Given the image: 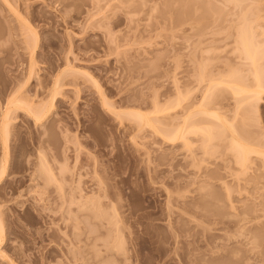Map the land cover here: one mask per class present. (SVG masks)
<instances>
[{
  "label": "rangeland",
  "instance_id": "1",
  "mask_svg": "<svg viewBox=\"0 0 264 264\" xmlns=\"http://www.w3.org/2000/svg\"><path fill=\"white\" fill-rule=\"evenodd\" d=\"M10 1L14 11L0 0V112L27 79L31 61L36 75L23 94L36 103L50 97L56 76L72 72L64 75L46 122L39 125L19 113L12 125L9 165L0 184L2 248L10 261L0 257V264H264V161L254 157L253 167L241 173L223 147L211 158L196 147L200 155L193 157L202 158L200 165L182 143L172 145L151 128L139 133L132 120L112 112L149 113L156 101L166 105L175 80L183 91L193 89L202 56L216 62L215 72L235 66V28L217 22L231 17L232 5L214 3V16H204L206 0L191 6L193 17L195 8L199 17L204 13L197 21L207 19L205 39L180 16L183 0ZM252 6L257 10L250 18L260 17L257 30L264 32V0ZM20 20L39 37L34 56L35 34L10 33ZM262 97L253 117L256 136L264 133ZM1 153L0 144V164ZM42 162L56 181L48 180ZM101 180L106 190H99ZM112 203L118 227L112 226ZM99 205L108 209L106 216L99 215Z\"/></svg>",
  "mask_w": 264,
  "mask_h": 264
},
{
  "label": "bare ground",
  "instance_id": "2",
  "mask_svg": "<svg viewBox=\"0 0 264 264\" xmlns=\"http://www.w3.org/2000/svg\"><path fill=\"white\" fill-rule=\"evenodd\" d=\"M4 1L10 7L9 9L14 11L12 9L11 1L10 0H4ZM183 1H182V4L184 3L183 6L180 5L182 7V9H181V7L180 8L178 7L179 9L182 10L181 11L182 14H180V16L182 15L181 17L184 16L186 18V21L187 20L190 21V22H188V25L190 24L189 26H191V28H189V29H191L192 31L195 30L200 38L204 37L205 39H207L205 37V35L208 31L206 32L205 31L206 29H204L205 28L204 24L207 25V21H206L207 19L204 18L206 23H204V21H202V20L197 21L198 18H195L196 15L198 16V14H196L197 13L196 8L194 10L195 11L194 17L192 15V13L194 14V12H193V10L191 11V9H192L191 6H194V4L198 5V2L201 3V0H199L197 2L196 1L194 2V0H183ZM206 1H207V4H205V2L202 0V3L204 2V4H205L204 6L206 7L205 14L202 13V14H204V16L208 15L210 13V11L213 12V13L211 12L212 14L210 13V16L214 14V11H216V9H218L216 2H220V4L221 3L224 4L223 7H226V8L228 6H231V5L233 7V9H232L233 11H232V14H230L231 15L230 18L225 17V19L223 20L222 19V18H224V16H223L219 20L217 19L218 20L217 22L221 21L220 23L222 24L224 21H226V22H228L229 26L231 24L235 28L234 33L232 34L233 36H231L229 34L231 37H233V40L231 42V44L233 46V47H231V49L233 48V53L230 50L231 51L230 55L236 56L237 64L235 66H232L229 70H228V68H226L227 70L222 69L223 71L220 69V71L218 72V70H217L216 71L217 73H216L215 72L216 68L213 64L216 62L211 63V61L208 59V57L206 59H204L205 56H202V55H205V54H202L201 55L202 60L199 59L201 62L199 63V66H197L196 77H195V74L193 75L195 77L194 79L196 82V86L195 87L193 86V89L191 88L190 90L187 89L186 91H183V89H181V86L179 87V85H176L178 82H177V80H175L174 82L175 83L177 82V83L176 84L174 83V89H173L172 93L175 90H176V92H175V94L171 93V95H173V97H170L171 99L169 98L170 100L167 101L168 103H165L166 105H160V104L158 105V104H156L157 103V101H156V103H155L156 107L154 106L155 110L152 112L150 111L149 113H143L139 110L138 111H136V110L135 111L134 110H127V111L123 110L122 112L113 110L112 112L116 113L119 116H121V114H122L125 117L132 120L135 123V125L137 126L136 127L134 125V127H136L137 130L139 129L141 132H142V129L144 130L145 128H151L152 131L155 132V134L161 135L165 139V141L167 140L172 145H175L177 143H179V144L182 143L186 147V148L185 147H183V148L187 149V151H188V149L189 150L191 149V151H189V152L191 153V156L193 159H194V157L195 158L199 157L198 154L200 155V153L196 154V151H194V150H197L196 147L201 149L202 156L204 158H206L207 156H209L210 158L214 157L216 155V153L218 152V150L220 151L221 147H223L224 152L221 149V153L222 152L225 153L228 150V152L231 154V156L229 155L230 157H228V159L229 158L233 159V160L231 159L232 161L230 160L231 162H233L235 164L233 166H237L239 169V170L238 169L237 170L239 172L242 173V171H243L244 173H246L250 169L252 163L255 162L254 157L255 158L260 157L259 160L262 159L264 161V137H263L264 133H262L263 136L262 135L260 136V133H259L260 131H259L257 134L259 136H256V133L253 131L254 127L256 126V124L254 123L256 121H253V120H255L253 117L256 116V114L258 113V106H259L260 101H262L261 99L263 98L262 96L264 93V39L263 38H262L263 40L261 39V36L264 34V32L261 31L262 34L259 32L261 30V26H262V25H260V23H258L259 22L258 18H260V17L257 16L256 18L252 19V17H253L252 16L250 18L251 14H252V10H254L253 14H255L256 10H257L256 7L253 9V6H252V4L255 3V0H206ZM167 2H168V3H166L167 5L169 3L171 5V3H172L171 1L170 2L167 1ZM179 3H181L180 0H179ZM214 3H216V4H214ZM201 4H199V6ZM167 5H166V7H167ZM172 6H173V4H172ZM175 6H176V4L174 3L173 8H175ZM167 8H166V10H167ZM170 8H171V6H170ZM173 8H171V9H173ZM176 9H177V7H176ZM202 9H204V8H202ZM197 10H200V12L198 11L199 15H200L201 14L200 7ZM172 11H174V10H172ZM224 11H225V9L223 8V11L221 9L218 12L224 13ZM203 12H204V10H203ZM178 13H177V15H179ZM223 13L221 15H223ZM202 14L200 15V17L199 16L198 17L203 18ZM177 15H175V16H177ZM221 15L219 16V14H218L219 17H221ZM255 16H256V14H255ZM184 17H183V19H184ZM194 18L197 21V23L195 21H193ZM207 18H208V20L211 19L210 17H207ZM213 19H215V18H213ZM178 20H180V19H178ZM213 21H216V19ZM26 22H24V20H20V26L18 28H13L12 29L13 31L11 30L12 32H10V33H12L14 36L16 34L17 36H24L25 38H26V36H28V34H32V35L35 34L34 44H31V45H33V47H32V50H30V51H32V56H34L36 49H37V46H38V43H39V37L37 36L34 29L32 27H30L31 25L29 26ZM183 22L185 23L184 20H183ZM193 22L195 23L194 25L192 24ZM226 22L224 24H226ZM220 23H217L215 25L213 22L212 24H214L215 27L216 26L218 27V24H219V26H221ZM184 25H186V24H184ZM209 26H211V25H209ZM225 27H226V25H225ZM258 28H259V31L257 30ZM262 30H263V27H262ZM209 31H210V28H209ZM198 35H196V36H198ZM207 37H209V36H207ZM227 37L228 36H226V38ZM191 38H192V36H191ZM228 43H229V41H228ZM203 51H205V48H204V50H202V53H203ZM232 58H235V57H232ZM227 59L224 60V63L227 62ZM213 61H214V59H213ZM230 61H228V62H230ZM34 62H35V60L31 61L30 67L28 68L29 71H27L28 75L26 76L27 79L25 80V82H23L22 85H20L16 90H14V92H11V94H9L11 97H8V98L6 97L8 100L7 101L5 100L6 104H5V106H3L4 104L2 105L3 106L2 111L0 112L1 113V115H0V144H1V148H2V153H1L2 154V158H1L2 160H1V164H0V184H2V181L5 178V175H6V172L8 169L9 160H10L9 159V153H10L9 152V145H10L9 140H11L10 136L12 134L11 133L12 128H13L12 125H13L14 121L17 120L19 113H23L25 115L30 116L35 121L36 124L40 125L41 123L46 122L49 118V115H51L52 110H54L53 109L54 105H55L54 101L58 98L59 95L62 94V91H63L62 81H63V77H65L64 75L66 73L68 74L69 72H72V71H70V69H66L65 71L60 73L58 76H56L55 77L56 79L53 81L54 84H53L52 92H50V97L47 99V101H45V102L42 101L43 103L42 102L36 103V102H33V100H31L32 99L31 97L28 98L30 95L26 97V95L23 94L28 83H30L36 75L35 74L36 68L34 66V64H35ZM224 63H222V64H224ZM235 63H236V60H235ZM220 66H222V65H220ZM192 85H195V84H192ZM175 87H176V89H175ZM196 94H198L200 96L198 97ZM228 100L233 101L234 105L232 108L230 107V105H229L230 102ZM102 101H103V105L110 109L109 104L106 102L107 100L103 96H102ZM225 102L226 103L229 102V103L226 104ZM0 110H1V108H0ZM133 122H131V123H133ZM253 125H255V126L253 127ZM136 128H134L132 130H135ZM139 130L137 132L141 133ZM79 142L80 141H78V146H79V147H77L78 150H79L80 144H81V143L79 144ZM195 143H197L199 145L196 146ZM193 148H195V149H193ZM200 149H198L199 152H200ZM224 149H226V151ZM75 150H77V149H75ZM78 150H77V152H78ZM81 150H82V148H81ZM193 151L195 152L194 154L192 153ZM79 152H81V151L79 150ZM195 154H196V156H194ZM205 155H207V156H205ZM226 155L228 156V154H226ZM77 156H79V155H77ZM223 157L226 158L224 155H223ZM42 158H44V157H42ZM204 158H203V160H204ZM210 158H208V160ZM196 160L197 159H194L193 161L196 162ZM199 160L200 159H198L197 162H199V164L201 165L200 162H203L202 158H201V161H199ZM42 161H45V159H43ZM193 164L196 165L195 163H193ZM41 165H42L43 171H45L46 174H50V175H48V177H50V178L49 179L47 178V179L50 181H52V180L56 181L57 176L55 175L54 172H52L53 170L51 171V169H50L51 167L49 168V166L46 165L45 162H42ZM95 165L96 164H94V168H95ZM200 165H198V166H200ZM262 166H264V164ZM97 167H99L98 164H97ZM252 167H253V165H252ZM61 170H62L61 172H63V174L67 172L66 171L67 168H66V170H64V168L62 167ZM64 171H66V172H64ZM94 171H95V169H94ZM203 174H205V173H203ZM215 175L216 174H214V175L212 174V177H215ZM205 177H206V174H205ZM97 180H99V179H97ZM80 181L81 180L79 179V182ZM204 181H206V180H204ZM253 181H254V179H253ZM76 183H75V185H76ZM103 183L104 182L102 180H101V182H99V184L102 187V188L100 187L99 190L103 191V189H105V188H103V186H104ZM97 184H96V186H97ZM104 184L106 186V183H104ZM78 185H79V183H78ZM78 185H76V187ZM72 192L74 193V191H72ZM81 192H82V190H81ZM100 193H101V191H100ZM214 193L215 192L213 191V194ZM101 194H103V192ZM81 195H82L81 193L78 195V196H80L79 198L82 199L83 196L85 197L84 194L82 197H81ZM105 195H106V192H104V197H103V195L101 197L107 198V197H105ZM215 195H218V193ZM215 195H213V196L215 197ZM70 196H71V194H70ZM72 196H74V195L72 194ZM205 196H208V194ZM209 196H210V193H209ZM211 196H212V194H211ZM99 197L97 196V198H99ZM81 199H79V202H78L79 204H81L80 203ZM90 199L93 200V197L90 198V196H89V200ZM74 200L76 201L75 197H73V200L71 198V201H72L71 203H73ZM85 200H87V199H85ZM89 200H87V201H89ZM82 206H81V208H83ZM115 206H116V204L115 205L113 204V207L111 205V208H113V209H111V208L110 209L114 213V214L112 213L113 215L111 214L112 215L111 218H114V216L119 215L118 212L116 213V211H118V209ZM103 207L101 209V205H99L100 209L98 208L96 210L101 211L100 212L101 214L98 212L99 215L106 216L108 209L103 208ZM86 208H87V206L85 207V209ZM79 209H80V207H79ZM104 209H107V211ZM96 213H97V211H96ZM105 213H106V215H104ZM0 215H1V213H0ZM97 217H99V216H97ZM2 218H3V216H2ZM2 218L0 217V257L2 259L4 258L5 260L7 259V261L9 262L10 261L8 258L9 256L5 253L6 251L5 252L3 251V248H2V245L4 244L5 237H6L5 232H4V225H3L4 221L2 220ZM116 218L120 219L119 216H116L115 219ZM116 223H120V220H117V219H116V221L114 220L112 226H114V224L116 226L117 225ZM116 227H118V226H116ZM116 227H115L116 231L119 230L118 233L123 234V230H122L123 228H121V226H120V228H118V230H117ZM121 243L124 244V240ZM119 245H120V243H119Z\"/></svg>",
  "mask_w": 264,
  "mask_h": 264
}]
</instances>
